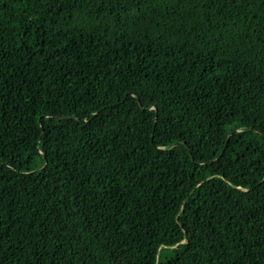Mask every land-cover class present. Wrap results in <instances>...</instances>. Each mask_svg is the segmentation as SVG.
Returning a JSON list of instances; mask_svg holds the SVG:
<instances>
[{"label":"trees","instance_id":"1","mask_svg":"<svg viewBox=\"0 0 264 264\" xmlns=\"http://www.w3.org/2000/svg\"><path fill=\"white\" fill-rule=\"evenodd\" d=\"M0 264H264V0H0Z\"/></svg>","mask_w":264,"mask_h":264}]
</instances>
